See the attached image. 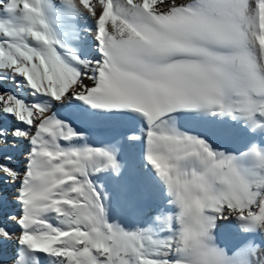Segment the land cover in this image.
<instances>
[{
  "label": "snow or ice",
  "instance_id": "1",
  "mask_svg": "<svg viewBox=\"0 0 264 264\" xmlns=\"http://www.w3.org/2000/svg\"><path fill=\"white\" fill-rule=\"evenodd\" d=\"M56 7L51 21L52 0H11L22 22L0 24V253L14 244L11 264H264V0ZM85 14L90 57L57 31L79 38ZM93 132L108 139L93 146ZM25 144L21 171L12 153ZM232 232L238 242L221 246Z\"/></svg>",
  "mask_w": 264,
  "mask_h": 264
},
{
  "label": "rangeland",
  "instance_id": "2",
  "mask_svg": "<svg viewBox=\"0 0 264 264\" xmlns=\"http://www.w3.org/2000/svg\"><path fill=\"white\" fill-rule=\"evenodd\" d=\"M57 3H59V0H52V10L48 11V18L51 21H55L58 19V13L59 9L56 7ZM78 31H79V38H76V36L73 33H63V31L60 28H57L58 33L61 35V40L63 43L67 45L70 51L74 52L75 54L79 55L81 54V51L83 50L86 55L89 57L94 55V46H93V39L91 37V32L93 29V26L95 24V21L85 14L83 17L78 18ZM22 22V12L21 9H12L11 8V0H0V24H3L5 26H17ZM55 26V25H54ZM3 39V36L0 35V40ZM105 138L103 136L98 138L94 133L89 134V141L93 146H99ZM67 141H60V144L63 146L67 144ZM21 152H13L12 155L16 157V166L20 168L21 171H23L24 168V159L25 156L22 155L23 152L26 153L27 148L22 147ZM13 193V192H12ZM10 192V194H12ZM4 194L6 197L10 198L11 195L7 194V191L4 189ZM54 224L55 221H52ZM128 222L127 220L125 221Z\"/></svg>",
  "mask_w": 264,
  "mask_h": 264
},
{
  "label": "bare ground",
  "instance_id": "3",
  "mask_svg": "<svg viewBox=\"0 0 264 264\" xmlns=\"http://www.w3.org/2000/svg\"><path fill=\"white\" fill-rule=\"evenodd\" d=\"M94 30H95V24L93 26L92 32ZM92 32H91V37H92ZM92 39H93L92 41H93V46H94V50H95L94 51V54H95L96 53V42H95V40H94L93 37H92ZM89 83H91V82H89ZM93 133L96 135V137L98 138V140H99V137H101V136H103L105 138V140L108 139V137L106 135H103V134L98 133V132H93ZM259 143H260V146L262 148H264V140H260ZM218 146L221 147L222 149H225V150H228V151H233V150H235L237 148L242 147V144H240V143H228V144H218ZM23 147H26L27 148V145L25 144ZM21 150L22 149H18L15 152L20 153ZM4 189L7 191V194L8 195H11V197L15 195V191H14L13 188L5 187ZM10 192L11 193L13 192V193L10 194ZM13 210H15V209H13ZM237 242H238L237 241V237H236V235H235L234 232L229 233V234L221 233L220 236L218 237V243H220L221 246H224V247L231 248ZM259 242L260 241L257 238V243H259ZM15 250L16 249H15V245L14 244L8 246L5 250H3V252L0 253V264H11V258L14 256Z\"/></svg>",
  "mask_w": 264,
  "mask_h": 264
}]
</instances>
